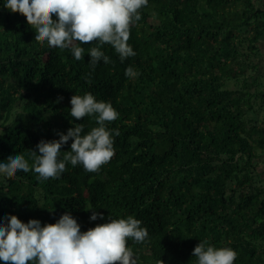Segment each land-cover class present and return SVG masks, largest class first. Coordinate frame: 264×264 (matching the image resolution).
Wrapping results in <instances>:
<instances>
[{"label":"trees","instance_id":"1","mask_svg":"<svg viewBox=\"0 0 264 264\" xmlns=\"http://www.w3.org/2000/svg\"><path fill=\"white\" fill-rule=\"evenodd\" d=\"M5 2L0 162L23 154L31 166L29 150L39 154L40 140L78 123L84 133L98 126L69 115L73 95L110 102L119 117L107 128L120 134L97 173L69 163L44 182L33 171L0 175V221L16 215L43 226L70 213L83 232L131 215L149 233L141 244L127 242L137 264H197L192 252L205 240L236 251L234 264H264V0H148L131 27L136 55L122 63L104 45L112 63L94 71L95 45H81L80 61L41 46ZM129 66L140 75L126 77ZM92 211L104 219L91 221Z\"/></svg>","mask_w":264,"mask_h":264},{"label":"clouds","instance_id":"2","mask_svg":"<svg viewBox=\"0 0 264 264\" xmlns=\"http://www.w3.org/2000/svg\"><path fill=\"white\" fill-rule=\"evenodd\" d=\"M148 0H6L4 8L19 13L35 30L34 40L41 46L68 49L75 60L84 59L81 45H95L88 50L90 68L94 71L102 61L112 63L102 51L110 45L123 63L136 55L128 43L131 27L141 19L140 10ZM55 17V19L53 18ZM125 76L140 75L132 66L125 69ZM63 97L57 99L59 103ZM69 115L79 121L94 117L98 126L84 133L82 123L74 124L66 134L57 132V140H40L36 150H29L32 164L23 154L8 156L0 162V175L12 178L18 171H33L44 182L59 179L67 170L66 165H81L85 172L97 173L115 155L113 132L107 124L115 121L119 113L110 102L97 101L91 93L73 95ZM84 133V134H82ZM71 140L70 150L61 149ZM104 219L102 213L92 211L91 221ZM87 231L70 213H64L55 223L41 225L36 219L22 222L16 215L0 221V262L2 264H137L138 257L128 246V240L143 243L149 236L141 221L127 218L111 219ZM197 264H234L237 252L230 247L216 248L207 240L200 241L192 252ZM160 264H163L161 260Z\"/></svg>","mask_w":264,"mask_h":264},{"label":"rangeland","instance_id":"3","mask_svg":"<svg viewBox=\"0 0 264 264\" xmlns=\"http://www.w3.org/2000/svg\"><path fill=\"white\" fill-rule=\"evenodd\" d=\"M262 49H263L262 52H263V56H264V43H262ZM263 58H264V57H263ZM263 82H264V80H263ZM263 113H264V112H263ZM262 160H263V161H262ZM262 160H261V161L264 162V158H263ZM260 171H261V172H264V163L262 164V167H260Z\"/></svg>","mask_w":264,"mask_h":264}]
</instances>
